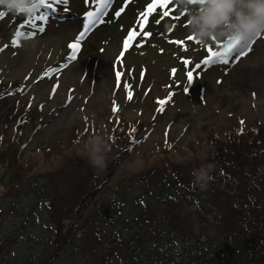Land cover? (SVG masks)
<instances>
[{
  "label": "rangeland",
  "instance_id": "rangeland-1",
  "mask_svg": "<svg viewBox=\"0 0 264 264\" xmlns=\"http://www.w3.org/2000/svg\"><path fill=\"white\" fill-rule=\"evenodd\" d=\"M204 5L205 0H183L182 8L176 0H113L100 12L103 5L69 0V13L59 10L36 35H27L32 27L19 26L43 9L29 15L0 10L6 12L0 19V264H100L106 255L104 264H118V250L126 260L131 238L145 237L144 229L135 227L140 215L155 218L159 197L183 192L180 184L193 181L188 173L210 164L216 147H205L211 140L264 124V86L251 89L249 98L248 87L236 89L239 106L233 115L210 106L233 70L249 84L255 72L264 79V31L247 45H235L227 65L219 57L205 65V59L228 51L231 36L201 43L190 34L189 17L198 16ZM87 11L100 12L95 17L99 22L70 48ZM17 30L23 35L16 36ZM145 31L152 34L144 36ZM238 52L243 54L237 60ZM113 70L119 72L115 86L109 79ZM124 73L135 86L124 83ZM198 95L197 107L192 102ZM178 96L190 104L180 103ZM94 134L111 138L109 163L102 172L92 167L84 150ZM35 151L38 155H30ZM238 153L230 155L228 168L243 167L245 157ZM154 168L171 173L170 182L151 183ZM84 170L88 180L81 186L78 175ZM94 185L102 189L90 199ZM103 191L113 197L100 204H110L106 208L115 217L101 224L98 216L94 227L117 231L123 240L111 259L103 251L101 256L84 251L83 236L68 233L73 226L81 229ZM52 244L59 246L56 253Z\"/></svg>",
  "mask_w": 264,
  "mask_h": 264
},
{
  "label": "trees",
  "instance_id": "trees-1",
  "mask_svg": "<svg viewBox=\"0 0 264 264\" xmlns=\"http://www.w3.org/2000/svg\"><path fill=\"white\" fill-rule=\"evenodd\" d=\"M235 139L237 142L231 144ZM226 140L229 141L223 145ZM241 145L250 147L240 149ZM207 147V150L216 147L215 159L210 161L217 168L211 174L212 181L203 190L192 182L180 184L183 192L159 197L155 218L143 214L135 223L136 228L144 229L145 237L131 238L125 248L126 260L119 256L118 250L114 256L118 264H264V124H256L247 131L219 133ZM235 152L245 157L242 168H228L230 155ZM29 153L38 155L39 151ZM62 156L56 155L54 160ZM86 171L78 175L81 186L88 180ZM172 176L158 168L149 179L162 185L170 182ZM101 189L100 185H94L89 198ZM104 197L111 199L113 195L103 191L81 229L73 226L68 233L69 237L75 232L83 236L84 251L90 250L95 255L103 251L111 259L123 240L117 231L109 233L102 225L94 227L98 216L101 224L115 217L106 208L110 204H100ZM58 248L55 244L51 246L54 253ZM106 258L107 255L100 257V264Z\"/></svg>",
  "mask_w": 264,
  "mask_h": 264
},
{
  "label": "clouds",
  "instance_id": "clouds-1",
  "mask_svg": "<svg viewBox=\"0 0 264 264\" xmlns=\"http://www.w3.org/2000/svg\"><path fill=\"white\" fill-rule=\"evenodd\" d=\"M177 3L183 7V0ZM37 4L38 0H0V10L29 15ZM188 23L190 34L201 43L238 36L239 44L244 46L257 32L264 31V0H205L204 10L198 16H190ZM110 140L107 135L94 134L84 142L89 162L99 172L107 169ZM213 169L212 164L194 169L192 183L205 189L213 179Z\"/></svg>",
  "mask_w": 264,
  "mask_h": 264
},
{
  "label": "snow or ice",
  "instance_id": "snow-or-ice-1",
  "mask_svg": "<svg viewBox=\"0 0 264 264\" xmlns=\"http://www.w3.org/2000/svg\"><path fill=\"white\" fill-rule=\"evenodd\" d=\"M86 4L89 3V0H85ZM113 0H90L91 5H103L102 8H100V12H104L105 9H107V7H109L112 4ZM165 2H167V0H165ZM177 2V0H176ZM69 0H38V4L36 5V9H43V11H41L39 16L36 15H32L31 19H26L24 21V23H22L19 27L20 28H24V27H32L33 29H35L34 31L28 33L27 35H36L37 32H44L45 31V26L47 25V23L49 22V17H51L52 19H55V16L59 14V10H63L66 14L69 13ZM162 6V5H161ZM152 9H149V12ZM100 12H96L93 13L92 11H87L85 13V20L82 21V28L83 30L79 32L78 36L76 37V41L75 43L69 45L70 48H75L77 47V45L79 44V42L81 40L84 39V37L87 35V33L91 30V27L94 25V23L99 22L98 19H95V17H99ZM6 15V12L0 11V19H2L4 16ZM120 12L116 11L115 12V16H119ZM148 13H145V19L141 22H139V27L141 30H143L146 26L147 17ZM164 15H167V13H164ZM39 20L40 23L39 24H35L34 21ZM156 23H159V21H155ZM152 33L150 31H145L143 32L144 36H150ZM260 32H257L256 35H259ZM16 36H21L23 35V33H21L19 30H17ZM250 41L247 42V44ZM13 46H18L19 41L14 39L12 41ZM239 44V37L238 36H231L230 37V42L227 46L228 51L226 52H217L215 53L213 56H210L209 58L205 59L203 61V64L207 65L210 63H215L216 62V57L220 58V62L224 63L225 65H227L229 63V55L230 53L234 50L235 45ZM246 44V45H247ZM139 46V45H138ZM0 51H3V48H0ZM243 52H238L237 55L234 57V59H239V56L242 55ZM71 58H74L71 57ZM197 68H200L201 65L197 64L196 65ZM188 79L191 81L192 80V73L189 72L188 74ZM126 87V85H125ZM127 98L128 99H132V93L131 91L127 92ZM159 103H164V101H160ZM118 106L115 104L113 105V111L117 112ZM162 110V109H161ZM241 123H243V121H241Z\"/></svg>",
  "mask_w": 264,
  "mask_h": 264
},
{
  "label": "bare ground",
  "instance_id": "bare-ground-1",
  "mask_svg": "<svg viewBox=\"0 0 264 264\" xmlns=\"http://www.w3.org/2000/svg\"><path fill=\"white\" fill-rule=\"evenodd\" d=\"M71 26H72V24H69L70 28H71ZM232 69H234V68H232ZM111 72H114V70L111 71ZM111 72L109 74V79L114 83V86H115L116 85V79L119 78V72H114L113 76H112ZM239 74L240 73H238V74L235 73L234 70L232 72H230V76L231 77H228V79H227L228 82L226 83L225 88H222L221 90L218 91L216 100L212 101L210 103V106H214V107L221 106V107H223V110H224L225 114H227L229 116L233 115L237 111V108L239 106L238 95H236V93H235L236 89H238V90L242 89V91H243V90H245L246 87H248L249 89L247 88L246 97L248 96V98H249V97L252 96L251 89H253L254 87H258V86H260V87L264 86V83H262V81L264 80L263 79V73L255 72L254 78H253V82L251 84H249L245 78H243L241 80L239 78H237V76ZM134 75L135 74H132V76H134ZM124 77H125L124 78V83H127V84L128 83H133V86H135L133 78H128V76H126L125 73H124ZM188 93L189 94H193V89H190L188 91ZM199 96L200 95H198V97H196V100L195 99L193 100L192 103H193L194 106H197V107H198V105L201 106V100H200ZM206 96H207V94L205 93V95L203 96V99ZM242 96H243V94L241 95V97ZM177 98L179 99L178 101L180 103L190 104V103L187 102V100L180 99V96H178ZM200 109H201V107H200ZM200 109H198V110L200 112H202L203 110H200ZM78 118H79V123H80V121H82V119H83V116L79 115Z\"/></svg>",
  "mask_w": 264,
  "mask_h": 264
},
{
  "label": "water",
  "instance_id": "water-1",
  "mask_svg": "<svg viewBox=\"0 0 264 264\" xmlns=\"http://www.w3.org/2000/svg\"><path fill=\"white\" fill-rule=\"evenodd\" d=\"M214 169H217V168H214ZM214 169H213V170H214ZM156 200H157V199H156Z\"/></svg>",
  "mask_w": 264,
  "mask_h": 264
}]
</instances>
